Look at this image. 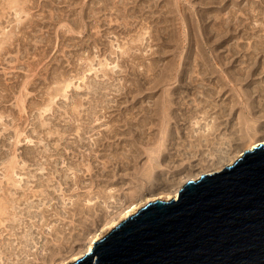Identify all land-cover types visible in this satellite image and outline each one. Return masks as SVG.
Returning a JSON list of instances; mask_svg holds the SVG:
<instances>
[{
	"label": "rangeland",
	"instance_id": "374dc122",
	"mask_svg": "<svg viewBox=\"0 0 264 264\" xmlns=\"http://www.w3.org/2000/svg\"><path fill=\"white\" fill-rule=\"evenodd\" d=\"M256 141L264 0H0V264H65Z\"/></svg>",
	"mask_w": 264,
	"mask_h": 264
},
{
	"label": "water",
	"instance_id": "95a60500",
	"mask_svg": "<svg viewBox=\"0 0 264 264\" xmlns=\"http://www.w3.org/2000/svg\"><path fill=\"white\" fill-rule=\"evenodd\" d=\"M70 264H264V145L148 203Z\"/></svg>",
	"mask_w": 264,
	"mask_h": 264
},
{
	"label": "bare ground",
	"instance_id": "6f19581e",
	"mask_svg": "<svg viewBox=\"0 0 264 264\" xmlns=\"http://www.w3.org/2000/svg\"><path fill=\"white\" fill-rule=\"evenodd\" d=\"M259 145H264V141L262 142H253L252 144H250L247 147V150H252L255 147H258ZM239 155V154H238ZM242 154H240L238 156V158L241 156ZM231 165V164H230ZM219 171V170H218ZM194 180V179H193ZM178 197V192H175V194L173 196H171V198L169 200H177ZM140 209V207L138 206H130L128 209H126L123 213H121L118 217V219H116L115 221H112V223H109L107 226L104 227V229H102L101 231L103 232L102 235H95L92 236L91 239L89 240V243L87 245V247H85L84 251L81 253H78L75 257H73L69 262H75L77 260H79L80 258H82L83 256H85L87 253H89L94 245V243L96 241H98L104 234L108 233L110 230H112L114 227H116V225L122 221H124L125 219H127L128 217H131L132 215H134L135 213H137V211ZM66 262V263H69ZM65 263V264H66Z\"/></svg>",
	"mask_w": 264,
	"mask_h": 264
}]
</instances>
